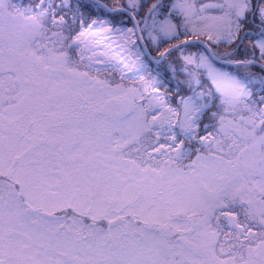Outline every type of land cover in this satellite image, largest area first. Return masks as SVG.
<instances>
[{
	"label": "snow or ice",
	"instance_id": "6c2138e0",
	"mask_svg": "<svg viewBox=\"0 0 264 264\" xmlns=\"http://www.w3.org/2000/svg\"><path fill=\"white\" fill-rule=\"evenodd\" d=\"M0 264H264V0H0Z\"/></svg>",
	"mask_w": 264,
	"mask_h": 264
}]
</instances>
